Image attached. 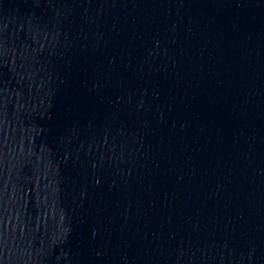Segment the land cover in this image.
<instances>
[{"label": "water", "instance_id": "water-1", "mask_svg": "<svg viewBox=\"0 0 264 264\" xmlns=\"http://www.w3.org/2000/svg\"><path fill=\"white\" fill-rule=\"evenodd\" d=\"M88 264H264V79L186 148Z\"/></svg>", "mask_w": 264, "mask_h": 264}]
</instances>
